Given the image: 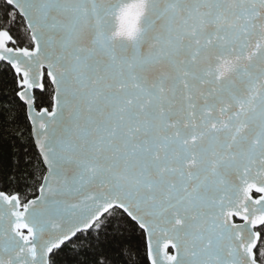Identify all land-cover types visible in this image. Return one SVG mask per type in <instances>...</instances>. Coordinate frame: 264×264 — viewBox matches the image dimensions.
Masks as SVG:
<instances>
[{
  "label": "snow or ice",
  "instance_id": "6c2138e0",
  "mask_svg": "<svg viewBox=\"0 0 264 264\" xmlns=\"http://www.w3.org/2000/svg\"><path fill=\"white\" fill-rule=\"evenodd\" d=\"M0 264H264V0H0Z\"/></svg>",
  "mask_w": 264,
  "mask_h": 264
},
{
  "label": "trees",
  "instance_id": "16d2710c",
  "mask_svg": "<svg viewBox=\"0 0 264 264\" xmlns=\"http://www.w3.org/2000/svg\"><path fill=\"white\" fill-rule=\"evenodd\" d=\"M22 143H27V139L25 138L23 141H21Z\"/></svg>",
  "mask_w": 264,
  "mask_h": 264
}]
</instances>
